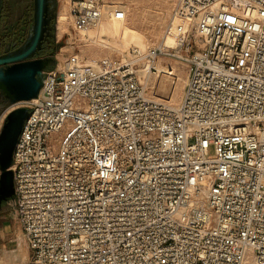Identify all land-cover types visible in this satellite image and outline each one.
<instances>
[{"label": "built area", "instance_id": "obj_1", "mask_svg": "<svg viewBox=\"0 0 264 264\" xmlns=\"http://www.w3.org/2000/svg\"><path fill=\"white\" fill-rule=\"evenodd\" d=\"M63 1L75 32L105 14ZM172 26V46L73 57L21 101L7 202L30 264H264V0H178ZM163 57L191 64L179 105L141 78Z\"/></svg>", "mask_w": 264, "mask_h": 264}, {"label": "rangeland", "instance_id": "obj_2", "mask_svg": "<svg viewBox=\"0 0 264 264\" xmlns=\"http://www.w3.org/2000/svg\"><path fill=\"white\" fill-rule=\"evenodd\" d=\"M177 2L178 0H106L107 13L109 7L124 6L125 29L120 31L117 24L110 19L113 23L112 27H108L105 24L92 26L94 27L95 35L91 39V36L86 33L87 31L79 33L72 30L68 14V3L63 0H56L58 9L55 34L58 46L62 48L61 50L59 48L56 54L54 66L63 68L62 65L68 64L67 62L73 57L76 59L77 57L80 58L83 63L109 59L120 65L126 64L127 62L125 61H130L134 58L135 49L147 51L149 48L159 45L163 41V37L171 34L169 26L173 19ZM61 15H64L68 21L65 28L60 26ZM107 17H109L108 14ZM173 36L175 37V35ZM119 40L121 41L119 42ZM160 65L170 66L169 68L174 69V83L173 85L171 84L172 79L166 81L163 74L159 72L149 73L147 77L141 75L147 86V92L157 100L179 105L191 72V64L174 57H163L159 59L158 66ZM162 83H165L164 85L168 88L170 86L171 90L168 89L166 92L159 91ZM23 104L22 102L9 101L6 96L2 98L0 102V131L9 112ZM208 157H215L214 144H210L208 147ZM0 232V264H4V262L5 264H30V250L21 231L15 207L6 201L0 203ZM21 242L24 244L27 253V259L24 262H21L12 253L19 247ZM253 260L256 264L254 257Z\"/></svg>", "mask_w": 264, "mask_h": 264}, {"label": "water", "instance_id": "obj_3", "mask_svg": "<svg viewBox=\"0 0 264 264\" xmlns=\"http://www.w3.org/2000/svg\"><path fill=\"white\" fill-rule=\"evenodd\" d=\"M52 0H35V16L29 41L13 54L0 57V87L12 102L29 101L38 96L45 71L54 66L51 58H31L40 48L47 5ZM29 115L26 106L9 112L0 131V203L15 195L13 163L14 149L23 124Z\"/></svg>", "mask_w": 264, "mask_h": 264}, {"label": "flooded vegetation", "instance_id": "obj_4", "mask_svg": "<svg viewBox=\"0 0 264 264\" xmlns=\"http://www.w3.org/2000/svg\"><path fill=\"white\" fill-rule=\"evenodd\" d=\"M57 6L56 0L47 5L42 43L29 59L51 58L54 60L53 64L56 63ZM34 16L35 0H0V57L13 54L29 41ZM5 96L7 98L4 89L0 87V102ZM7 100L10 101L8 98Z\"/></svg>", "mask_w": 264, "mask_h": 264}, {"label": "bare ground", "instance_id": "obj_5", "mask_svg": "<svg viewBox=\"0 0 264 264\" xmlns=\"http://www.w3.org/2000/svg\"><path fill=\"white\" fill-rule=\"evenodd\" d=\"M104 9H105V14H104V16L101 18V20H99L97 23H95L94 25H96V24H105V25H107L108 27H112L113 26V23L110 21V19L111 20H113L114 21V23L115 24H117V27L120 29V31H122L123 29H125V26H124V22H125V20H124V18H122V19H116L113 15H112V11H114L115 9H121V10H123V11H125V9H124V6H116V7H109L108 8V13H107V9H106V5L104 6ZM107 14L109 15V17H107ZM125 17V16H124ZM66 22H68L67 20H66V17L64 16V15H61V17H60V26H62L63 28H65V25H66ZM128 24V23H127ZM93 26V25H92ZM89 27L87 30H85V31H87L86 33L87 34H89V36H91V39H92V37L95 35V30H94V27ZM129 26V25H128ZM169 28H170V33L172 34H168V35H166L165 37H163L164 39H163V41L162 42H164V43H166L167 45H169V46H172V45H174V43H175V37L173 36V35H176V33H175V29H174V27L172 26V27H170L169 26ZM90 29V30H89ZM97 35V34H96ZM114 35V34H113ZM147 36V35H146ZM148 37V36H147ZM97 39V38H96ZM104 39V38H103ZM102 40V39H101ZM116 40V39H115ZM121 40H119V42H120ZM96 42V41H95ZM119 44V43H118ZM108 46V45H107ZM116 48H118V47H116ZM141 50V49H140ZM142 51V50H141ZM124 56V55H123ZM122 57V56H121ZM77 59L78 60H80V58H78L77 57ZM93 62H96V61H93ZM125 62H129V61H125ZM124 63V62H123ZM69 64V63H68ZM68 64H64V65H62L63 66V68H67L68 67ZM170 66H162V65H160V66H158V72L159 73H162L163 74V76L165 77L164 79H166V81H168V80H171L172 79V82H171V84L173 85V83H174V81H173V75H174V69H171V68H169ZM141 75L143 76V77H147L148 75H149V70H148V67L146 66L144 69H142V71H141ZM153 75V74H152ZM187 80V79H186ZM165 84V83H164ZM163 83L162 84H160V90L159 91H162V92H166V91H168V89H170V86H169V88L166 86V85H164ZM170 84V85H171ZM171 90V89H170ZM160 94H161V92H160ZM164 94V93H163ZM165 96V95H164ZM22 236V235H21ZM12 253L14 254V256L16 255L20 260H21V262H24L26 259H27V253H26V250H25V248H24V244L21 242L20 243V245H19V247L17 248V249H15L14 251H12ZM243 264H255L254 263V260H253V256H252V254L251 253H249L247 256H246V258H245V260H244V263Z\"/></svg>", "mask_w": 264, "mask_h": 264}, {"label": "crops", "instance_id": "obj_6", "mask_svg": "<svg viewBox=\"0 0 264 264\" xmlns=\"http://www.w3.org/2000/svg\"><path fill=\"white\" fill-rule=\"evenodd\" d=\"M59 48H60V50H61L62 47L58 46V49L56 50V52H58ZM56 54H57V53H56ZM0 233H1V232H0ZM4 264H5V262H4Z\"/></svg>", "mask_w": 264, "mask_h": 264}, {"label": "trees", "instance_id": "obj_7", "mask_svg": "<svg viewBox=\"0 0 264 264\" xmlns=\"http://www.w3.org/2000/svg\"><path fill=\"white\" fill-rule=\"evenodd\" d=\"M2 203H4V201Z\"/></svg>", "mask_w": 264, "mask_h": 264}]
</instances>
